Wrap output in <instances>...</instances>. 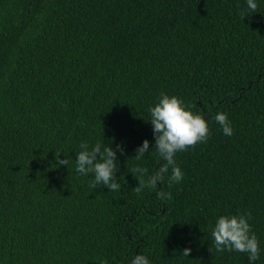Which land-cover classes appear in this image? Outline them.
Masks as SVG:
<instances>
[{
    "label": "trees",
    "instance_id": "1",
    "mask_svg": "<svg viewBox=\"0 0 264 264\" xmlns=\"http://www.w3.org/2000/svg\"><path fill=\"white\" fill-rule=\"evenodd\" d=\"M243 6L0 0V264H128L137 253L151 264H248L211 237L217 216L237 213L264 264V0L241 18ZM161 92L202 115L209 134L176 153L180 182L169 168L141 187L162 163L148 122ZM81 141L122 145L118 190L91 189L74 171Z\"/></svg>",
    "mask_w": 264,
    "mask_h": 264
},
{
    "label": "clouds",
    "instance_id": "2",
    "mask_svg": "<svg viewBox=\"0 0 264 264\" xmlns=\"http://www.w3.org/2000/svg\"><path fill=\"white\" fill-rule=\"evenodd\" d=\"M256 11H258V0H244L240 17L243 18L245 14ZM148 112L150 114L148 122L151 124L153 135L151 149H155L162 163L158 170L148 176L146 181L141 179L140 186L143 187L145 184L155 186L169 168H171L169 181L178 183L184 174L176 164V153L199 142H204L209 134L208 124L202 115L193 113L176 95H168L164 92L159 94L154 105L149 106ZM214 120L225 136L232 135L233 128L225 112L217 111ZM149 149V141L145 139L136 147L134 157L137 160L141 159ZM118 153L124 154V148L120 143L115 144V147L100 142L90 146L88 142L81 141L75 152L74 171L88 179V186L91 189L103 186L108 191H116L120 188L116 176ZM69 163L66 156L60 158L57 155L54 165L68 168ZM132 171L143 177L146 169L137 166ZM158 195L166 196L167 194L158 193ZM248 220L246 213L219 215L215 218L211 228V237L218 252L246 253L248 264H255L259 259V242L255 233L251 231ZM189 252L190 249L185 247L181 254L187 257ZM100 264H107V261L102 260ZM128 264H151V261L146 255L137 253L129 258Z\"/></svg>",
    "mask_w": 264,
    "mask_h": 264
}]
</instances>
